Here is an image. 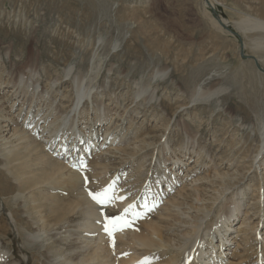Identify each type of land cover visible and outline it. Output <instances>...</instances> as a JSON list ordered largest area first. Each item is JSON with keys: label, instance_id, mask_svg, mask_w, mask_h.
<instances>
[{"label": "bare ground", "instance_id": "obj_1", "mask_svg": "<svg viewBox=\"0 0 264 264\" xmlns=\"http://www.w3.org/2000/svg\"><path fill=\"white\" fill-rule=\"evenodd\" d=\"M209 2L213 6L215 1ZM243 28V36L248 30L264 32V22L244 21ZM253 41L259 50L264 46V36ZM259 50L252 56L264 64L258 57L264 52ZM166 71L164 77L169 75ZM37 73L27 66L0 81V181L3 173L11 176L19 197L25 199L37 193L40 211L34 223L42 234L60 229L69 234L67 250L53 257L51 264H141L145 258L151 264H264V118L252 125L259 146L251 165L241 169L229 158L217 165L200 148L197 136L186 133L175 143L177 130L169 126V118L163 124L156 117L141 116L135 107H129L125 118L106 113L97 88L90 87V81L86 87L73 67L66 78L75 86L74 95L66 93L65 82L59 79L44 88ZM55 86L62 91L53 99L49 91ZM203 87L189 96L193 104L211 100L221 104L220 97L229 91ZM134 99V104L140 99L153 102L157 93L143 87ZM88 102L97 105L92 113ZM179 108L189 110L187 104ZM157 153L162 159L156 174L146 165ZM83 169L91 179L86 184L102 191L114 181V195L123 199L97 204L86 194L89 187L85 192L86 184L82 186L88 179L85 171L80 175ZM60 191L74 200L53 195ZM107 207L119 216L128 209L126 218L132 222L114 233L115 247L104 231ZM76 216L83 218V224L72 227L68 218ZM3 256L0 242V261Z\"/></svg>", "mask_w": 264, "mask_h": 264}, {"label": "rangeland", "instance_id": "obj_2", "mask_svg": "<svg viewBox=\"0 0 264 264\" xmlns=\"http://www.w3.org/2000/svg\"><path fill=\"white\" fill-rule=\"evenodd\" d=\"M214 1L212 9L204 0H0V81L28 66L38 72L44 88L59 79L65 82L66 93L74 95L75 86L66 78L73 67L86 87L97 88L106 113L125 118L129 107H135L141 116L156 117L163 124L169 118V126L177 130L175 143L186 133L197 136L200 148L217 165L229 158L244 169L251 165V155L259 146L252 125L264 118V64L252 56L259 50L253 40L264 32L248 30L243 36L242 29L244 21L264 22V0ZM259 51L264 52V46ZM258 57L264 59V55ZM166 70L169 75L164 77ZM200 85L229 91L220 97L221 104L214 100L193 104L192 91ZM143 87L156 90L158 101L140 99L135 105V93ZM60 90L61 86H55L50 98H57ZM183 104L189 107L187 112L179 111ZM87 106L90 113L97 108L90 102ZM221 139L225 146L218 145ZM158 159H162L158 153L147 159L146 167L153 173L159 168ZM81 171L80 175L85 171L88 177L84 188L91 179L86 170ZM3 174L0 242L5 256L0 264H51L59 252L67 250L69 234L64 229L42 234L34 223L40 211L37 193L28 199L19 197L18 186ZM113 183L106 187L115 188ZM90 186L85 185L87 195L98 189ZM60 192L53 195L74 200L66 191ZM103 214L119 216L110 207ZM82 219L68 218L72 227L83 224Z\"/></svg>", "mask_w": 264, "mask_h": 264}, {"label": "snow or ice", "instance_id": "obj_3", "mask_svg": "<svg viewBox=\"0 0 264 264\" xmlns=\"http://www.w3.org/2000/svg\"><path fill=\"white\" fill-rule=\"evenodd\" d=\"M110 193L112 194L110 195ZM89 195L97 204L100 205H106L110 203L113 199H123V197H115L111 185L100 192H90ZM129 207L131 208L133 206L130 205ZM127 212L128 209H125L124 215L113 216V217H109L105 215L106 223L104 224V231L107 232L109 237L113 238L112 239L113 247H115L114 233L116 231H122L125 227L130 226L132 223L130 220L126 218ZM141 264H151V261L148 258H145V260L142 261Z\"/></svg>", "mask_w": 264, "mask_h": 264}, {"label": "water", "instance_id": "obj_4", "mask_svg": "<svg viewBox=\"0 0 264 264\" xmlns=\"http://www.w3.org/2000/svg\"><path fill=\"white\" fill-rule=\"evenodd\" d=\"M204 1H205V3H206L208 6H210L212 9H214L213 6L210 5L209 0H204ZM218 23H219L220 25L224 26L225 28H227V25H225V23H224L222 20H219ZM252 59H253V58H252ZM255 63H256V62H255ZM256 64H258V63H256Z\"/></svg>", "mask_w": 264, "mask_h": 264}]
</instances>
